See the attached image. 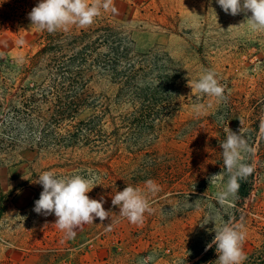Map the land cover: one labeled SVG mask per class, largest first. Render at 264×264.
I'll return each instance as SVG.
<instances>
[{
	"label": "rangeland",
	"instance_id": "obj_1",
	"mask_svg": "<svg viewBox=\"0 0 264 264\" xmlns=\"http://www.w3.org/2000/svg\"><path fill=\"white\" fill-rule=\"evenodd\" d=\"M5 3L0 0V11ZM113 6L116 12L102 11L86 28L56 31L62 36L46 50L39 46L36 26H0V115L9 105L19 108L13 84L46 93L61 88L65 96L77 93L85 102L81 122L95 109L104 112L114 105L99 121L113 141H29L11 138L0 128V170L6 171L0 180V264H140L149 255L156 258L153 264H191L215 237V223L201 226L203 219L217 213L224 222L242 225L246 259L259 256L264 240V35L251 33L246 24L229 31L251 13L226 14L217 0H113ZM106 27L112 34L104 37ZM114 42L118 56L110 53ZM76 45L88 46L80 76L62 80L47 72ZM206 70L216 72L225 89L222 100L192 93L189 84ZM127 73L129 88L123 86ZM136 89L150 104H139ZM197 103L205 105L199 116L193 111ZM226 128L238 134L241 129L252 149L245 162L253 166L248 176L253 186L245 200L236 196L230 206H221L216 200L220 187L209 177L224 170L220 145ZM49 170L60 177L99 176L88 196L103 198L110 217L103 223L96 218L68 238L55 226L54 214L34 212L43 191L36 181ZM148 180L159 187L147 197L152 211L142 224H131L119 215L112 197L128 184L144 188ZM211 248L210 264H217L216 245Z\"/></svg>",
	"mask_w": 264,
	"mask_h": 264
},
{
	"label": "clouds",
	"instance_id": "obj_2",
	"mask_svg": "<svg viewBox=\"0 0 264 264\" xmlns=\"http://www.w3.org/2000/svg\"><path fill=\"white\" fill-rule=\"evenodd\" d=\"M217 3L226 14L236 16L241 12L251 13L246 23L230 26L229 31L246 24L251 33L258 36L264 35V0H217ZM102 11L116 12L113 0H40L28 16L31 25L54 33L58 30H67L72 25L86 28L94 23ZM189 86L192 93L214 97L217 100L224 98L225 89L213 70L204 71ZM204 110L203 104L193 105V111L197 116ZM225 132L226 139L220 145L223 149L224 170L210 176L209 181L211 185L220 187L216 193L217 202L221 206H230L232 199L237 196L239 181L251 175L254 169L252 165L245 162L246 154L252 149L241 129L239 134L229 128H226ZM225 173L228 175L226 182L224 181ZM99 179V176L91 172L87 177L79 174L60 177L51 170L44 171L36 181L42 185L43 191L39 199L35 201L33 211L44 216L54 214L55 226L68 238H73L78 227L91 224L96 218L103 223L110 217V212L103 207V198L96 200L88 196V193L99 185ZM157 191L159 187L153 180L146 181L144 188L128 184L122 191L115 193L111 203L119 207V215L131 224H142L145 213L152 211L147 198L148 194H154ZM209 221L215 223V237L206 246L205 251L215 244L219 254L217 264H242L246 259L242 249L245 239L242 225L224 222L217 213L205 217L201 226ZM106 230L111 231L112 225H106ZM155 259L154 255H149L142 258L140 264H153Z\"/></svg>",
	"mask_w": 264,
	"mask_h": 264
},
{
	"label": "trees",
	"instance_id": "obj_3",
	"mask_svg": "<svg viewBox=\"0 0 264 264\" xmlns=\"http://www.w3.org/2000/svg\"><path fill=\"white\" fill-rule=\"evenodd\" d=\"M39 2L40 0H6V3L1 5L0 26L7 24L11 27H16L25 23L31 24L28 14ZM106 30L107 32L103 33L104 37H107L108 33L112 32V29L109 27H106ZM60 36H62V33H49L46 30H40L39 39H41V42L39 46L42 50H46L53 44L56 37L59 38ZM86 36L87 34H83V36L75 38L74 42L77 43ZM117 45L118 43L115 45L114 42L113 46L110 47V53L113 52L114 56H118ZM76 48L77 45L70 55L49 65L47 72L62 80H67L73 75L80 76L83 72V64L88 59L86 55L88 46L83 45L80 49ZM125 55L127 57V53ZM109 69L111 70L108 73L113 76L115 74L113 66L111 65ZM130 77V73L125 75L124 87H130L127 85L131 80ZM10 88L15 91L17 90L14 100L18 102L19 108L10 105L6 108L7 111L0 115V128L3 133L9 135L11 138H23L29 141H113V137L107 135L102 128L103 126L99 123L102 117L107 116V110L111 112L110 108L113 109V103L104 112L102 111L104 108L101 111L95 109V114L93 113L87 122H81L78 120L85 102L77 93L65 96L62 95L64 91L61 88L55 87L49 93H46L48 91H43L38 87H18L17 84L10 85ZM140 91V89H136L139 104L143 106L145 102L150 104L148 100L141 101V97L139 96ZM62 121L66 122V124L62 125ZM131 127L130 123L124 129L123 134H127L128 136L131 132ZM111 133L114 136V131ZM239 184L237 198L243 201L248 198L253 184L252 180L248 177L241 179ZM261 230L264 237V227ZM259 248L261 249L259 256L252 254L242 264H264V240L259 245ZM212 253L213 249H208L198 260L191 264H210L213 259Z\"/></svg>",
	"mask_w": 264,
	"mask_h": 264
},
{
	"label": "crops",
	"instance_id": "obj_4",
	"mask_svg": "<svg viewBox=\"0 0 264 264\" xmlns=\"http://www.w3.org/2000/svg\"><path fill=\"white\" fill-rule=\"evenodd\" d=\"M5 175H6V171L0 170V180L3 179ZM25 192H26V190H22V192L19 193V197H23Z\"/></svg>",
	"mask_w": 264,
	"mask_h": 264
}]
</instances>
